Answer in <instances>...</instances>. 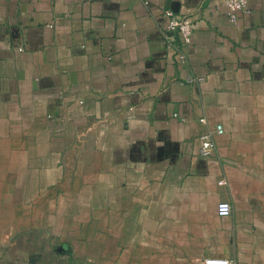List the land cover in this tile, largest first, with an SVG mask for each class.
Returning a JSON list of instances; mask_svg holds the SVG:
<instances>
[{
	"label": "crops",
	"instance_id": "0c3cea01",
	"mask_svg": "<svg viewBox=\"0 0 264 264\" xmlns=\"http://www.w3.org/2000/svg\"><path fill=\"white\" fill-rule=\"evenodd\" d=\"M211 259L264 264V0H0V264Z\"/></svg>",
	"mask_w": 264,
	"mask_h": 264
},
{
	"label": "built area",
	"instance_id": "2783aa9c",
	"mask_svg": "<svg viewBox=\"0 0 264 264\" xmlns=\"http://www.w3.org/2000/svg\"><path fill=\"white\" fill-rule=\"evenodd\" d=\"M251 0H225L227 7V17L229 22L236 23L241 14L248 12V6ZM168 19L167 31L174 38L178 35L180 38V45L176 47L181 53V58L186 59V51L193 41V26L189 17H182L176 15L171 11L165 13ZM173 35V36H172ZM204 79L199 78L197 82H202ZM189 82H192L190 80ZM177 116V115H175ZM204 122V119H202ZM224 129L221 125H217L213 130L202 134L199 138V156L205 159L211 158L216 149L215 136L223 134ZM232 205L228 202H221L217 206V213L219 216L226 217L232 214ZM208 264H233L229 260L211 259L207 261Z\"/></svg>",
	"mask_w": 264,
	"mask_h": 264
}]
</instances>
